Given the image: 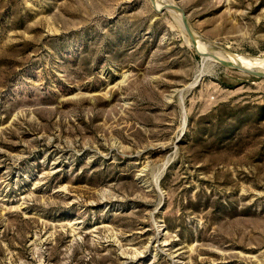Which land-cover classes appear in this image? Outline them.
Masks as SVG:
<instances>
[{"label": "rangeland", "instance_id": "rangeland-1", "mask_svg": "<svg viewBox=\"0 0 264 264\" xmlns=\"http://www.w3.org/2000/svg\"><path fill=\"white\" fill-rule=\"evenodd\" d=\"M158 1L0 0V264H264V0Z\"/></svg>", "mask_w": 264, "mask_h": 264}, {"label": "bare ground", "instance_id": "bare-ground-1", "mask_svg": "<svg viewBox=\"0 0 264 264\" xmlns=\"http://www.w3.org/2000/svg\"><path fill=\"white\" fill-rule=\"evenodd\" d=\"M162 3H160L158 0H156V5L160 6ZM175 12V11H174ZM175 16H177L179 19V23L182 24L181 16L177 12H175ZM194 43L196 47L202 50L203 46H208V43L201 41L199 39L194 40ZM215 53H212L211 56L214 59L222 60L224 62H227L231 65H238L241 68H248L252 70H256L257 72H264V55L263 56H257L255 58H250L245 55L240 54H230L229 52H225L221 49L214 50ZM247 71V70H246Z\"/></svg>", "mask_w": 264, "mask_h": 264}, {"label": "water", "instance_id": "water-1", "mask_svg": "<svg viewBox=\"0 0 264 264\" xmlns=\"http://www.w3.org/2000/svg\"><path fill=\"white\" fill-rule=\"evenodd\" d=\"M154 2H155V0H152V3H154ZM163 7L167 8V9H170V10H172V11H175V12H177L178 14H180V16H181V20H182V24H183V27H184L186 33L188 34V36H189V38H190V40H191L192 43H194V40L199 39V40L204 41V42H206V43H208V44L215 45V44L209 42L208 40H205V39H203L202 37L198 36V34H196V33L194 32V30L191 28V26H190V24H189V22H188V20H187V18H186V16H185V14H184V12L182 11V9H181L180 7H178V6H176V5H173V4H167V5L163 6ZM159 9H160V8H159ZM216 46H217V45H216ZM218 47H219L220 49H222L223 51H225V52H229L230 54H234L232 51L226 50V49H224V48H222V47H220V46H218ZM197 51H198V50H197ZM198 53H200V52L198 51ZM216 60H217V62L220 63V64H224V65H227V66H234V67H237V66H235V65H231V64H229V63H227V62H224V61H222V60H218V59H216ZM247 72H249V71H247ZM250 72H251V71H250ZM252 73L260 74V75H264V73H261V72H252Z\"/></svg>", "mask_w": 264, "mask_h": 264}]
</instances>
